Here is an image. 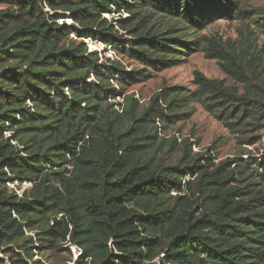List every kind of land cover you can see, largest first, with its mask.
Returning <instances> with one entry per match:
<instances>
[{
    "label": "trees",
    "instance_id": "16d2710c",
    "mask_svg": "<svg viewBox=\"0 0 264 264\" xmlns=\"http://www.w3.org/2000/svg\"><path fill=\"white\" fill-rule=\"evenodd\" d=\"M246 1L0 0V253L11 264H45L32 231L50 247L68 240L75 264H264L263 164L161 138L193 103L233 135L264 129V42L250 28H264V8ZM221 19H239L237 41L201 34ZM199 51L225 79L196 71L194 92L170 87L145 108L128 93Z\"/></svg>",
    "mask_w": 264,
    "mask_h": 264
},
{
    "label": "rangeland",
    "instance_id": "374dc122",
    "mask_svg": "<svg viewBox=\"0 0 264 264\" xmlns=\"http://www.w3.org/2000/svg\"><path fill=\"white\" fill-rule=\"evenodd\" d=\"M247 8L249 10L256 8H264V0H247ZM115 18L119 14L112 15ZM123 17H128V14L123 13ZM72 23L69 12L60 18V23ZM264 26V21H261ZM241 27L239 19L235 20H216L207 25L201 34L221 38L223 41L230 40L231 42L239 39L238 30ZM254 36L257 37L259 44L264 42L263 27L250 26ZM126 38L127 35L125 36ZM90 51L98 50L105 54L107 57L121 61L128 71L140 68L141 64L133 60H129L126 56L113 51L111 47H106L99 42L87 40ZM184 58V62L178 66L171 67L161 72H154L153 77L131 85L128 88V93H134L136 98L140 100L142 108L149 105L151 99L162 94L167 88L177 87L183 88L189 92H194L197 86L193 83L194 73L200 71L207 78L210 79H225V74L221 71L216 60L207 59L202 51L192 53ZM191 108L193 113L187 118L175 124H169L167 130L161 135V138L172 139L178 138V142L184 139H192L199 144L194 148L195 152L207 150L213 147L216 142L219 146L216 153L217 162L225 161L231 158H241L249 163L251 160H256L263 164L264 168V129L252 135H233L230 133L216 118H214L204 107L198 103H193ZM2 136H7V133H1ZM250 142V143H248ZM251 166V165H250ZM262 168L259 172L262 173ZM30 184H24L19 187L18 184L11 185L10 188L17 191L18 194H23L25 190L30 188ZM57 216H60L59 214ZM37 232H28L35 238L36 259H41L45 264H75L77 256L74 253L75 247L70 246V242L61 243L62 248L50 247L44 235L36 236ZM68 237L72 234L66 231ZM42 247L41 249H39ZM69 248L70 251H67ZM180 247L176 246L175 250L178 251ZM0 260L5 261L4 264H11L10 256L5 254L3 250L0 253ZM171 263V262H170ZM159 264V263H158Z\"/></svg>",
    "mask_w": 264,
    "mask_h": 264
},
{
    "label": "built area",
    "instance_id": "2783aa9c",
    "mask_svg": "<svg viewBox=\"0 0 264 264\" xmlns=\"http://www.w3.org/2000/svg\"><path fill=\"white\" fill-rule=\"evenodd\" d=\"M74 253L76 254V256L78 258L80 256V254H81V251L78 248L75 247Z\"/></svg>",
    "mask_w": 264,
    "mask_h": 264
}]
</instances>
